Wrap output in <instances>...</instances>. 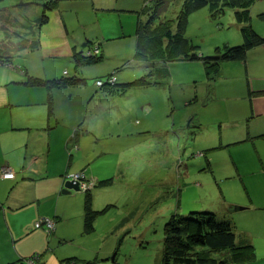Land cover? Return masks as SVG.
<instances>
[{"label":"rangeland","instance_id":"rangeland-1","mask_svg":"<svg viewBox=\"0 0 264 264\" xmlns=\"http://www.w3.org/2000/svg\"><path fill=\"white\" fill-rule=\"evenodd\" d=\"M2 1L4 4L0 7V70L8 68L16 71L25 76V84L43 86L45 92L55 85L70 87L88 84L95 87L88 97L87 106L85 103L82 106L74 104L70 111L53 109L51 96L47 94V99L45 98V113L49 119H54L56 112L61 119L58 123L63 125L64 130V125L76 122L73 132L69 133L68 129V135H72L67 137L65 149L70 151V162L73 158L72 144L73 148L77 149L74 156L80 154V157L72 162V166H82L80 170L72 173L76 175L74 178L84 185H80L79 191L62 193L61 197L56 199L48 195L54 185L44 184L41 186L40 205L31 220L28 219L31 212L28 207L34 206L35 209L38 197L34 196L29 200V204L17 208L16 215L21 214L22 220L25 219L23 222H31L32 231L27 235L34 233L35 254L43 255L44 263L59 264L66 261L68 264H161L163 250L166 251L163 226L170 214L208 208L215 213L226 215L227 206L245 207L251 203L250 193H263L264 182L259 174L264 165V151L259 152L258 142L243 141L247 132L246 116H242L243 123L239 120L241 117L232 116L233 103L240 99L235 96L228 97L227 93L229 96L235 95L234 90L222 85L227 82V78L222 77L221 72L220 78L214 76L208 80L205 67L200 61L175 60L169 75L166 65H153L145 74L148 78L143 79L144 83L148 86L155 83L162 85L161 89L125 91L122 89L124 85L119 86L112 82L113 73L104 72V63L108 62L109 57L103 52V46L96 42L84 52L86 55L92 54L94 58L91 60L95 59L94 54L103 52V59L99 65H90L91 74L85 76L86 83L81 73L71 72L70 69L64 74L65 77L59 78L63 69L67 68L64 65H72L70 63L73 60L75 67H79L81 61L75 59L74 54L81 49L72 52V59L63 55L53 58L52 52L47 56L43 55L50 49L64 48L61 44L54 47V44L44 38L49 22L57 23V18L60 17L58 11L53 13L58 8V2L52 1L47 7L46 3L50 0ZM140 2L141 0H120V5H138ZM147 2L150 4L146 7ZM40 4V12L34 14L31 19L40 20L42 35L39 34L40 27L36 29L38 22L27 30L22 29L24 32H20L23 36L17 33L21 29L17 23L22 21L20 13L30 17L35 13L34 8L40 7ZM93 10L95 9L83 4L63 12L71 40L81 33L79 42L86 34L87 28H93ZM234 10L227 7L218 16H212L207 7L196 10L188 16L185 36L191 38L194 43L197 42L199 51L207 55L214 54L217 46L222 49L223 43H229L230 46L240 44L241 39L238 40L237 36H241V33ZM87 12L88 15L84 16ZM89 12H92V15H89ZM179 12L180 0H144L139 18L143 25L150 24V35H157L166 28L176 30L175 22ZM98 16L96 12L94 17ZM82 25L84 27L81 32ZM59 29L60 25L54 31L59 34ZM120 39L121 37L116 40ZM142 39L145 37L142 36ZM85 42L86 45L89 40L85 39ZM43 46L46 47L45 50L42 49ZM111 47L118 49L112 45ZM111 47L107 48L111 50ZM39 51H42V56ZM172 57L171 54L163 56L165 61L171 60ZM19 62H27L28 67L40 73L42 78L36 79L38 82L32 81L30 78L38 77L26 72ZM132 66L134 64H129L128 67ZM136 66L132 72H128L122 68L120 62L113 69L115 79L118 77L120 80H131L133 76H143L133 73L140 70L139 66L135 70ZM159 69L165 71L160 72ZM6 75L9 76L6 78ZM45 78L57 80L49 82ZM4 79L10 81L14 76L0 72V83ZM105 91L107 96L104 95ZM125 92L132 94H124V105L119 106L111 95L116 97ZM58 96L59 92L57 98ZM96 97H107L104 107L100 102H95L99 100L94 99ZM88 128L89 132L86 131ZM85 139L90 143L86 144ZM56 149L57 146H53L52 151ZM47 163H54L53 153L47 156ZM86 165L92 174L85 173ZM100 170L110 175L109 182L99 183L97 179L106 176H97ZM104 179H107V176ZM85 193L93 194L94 209L108 205L104 212L97 213L94 230L89 233L83 230ZM228 210L232 211L230 207ZM254 212L257 213L251 223L247 222L248 226L264 236V213H261L264 211L257 209ZM237 214L248 221V213L245 210H240ZM47 217L56 224L51 234L47 231L52 229L53 222L50 226L46 222L40 226L35 225L39 218ZM243 218L236 217V220L243 225ZM259 222H263L260 228ZM2 230L7 231L5 226ZM17 239L9 235L5 242H16ZM5 249V246L0 248L2 255ZM66 258L73 259H69V263ZM34 260L38 262L37 259ZM39 262L42 261L39 259ZM15 264L28 263L25 259Z\"/></svg>","mask_w":264,"mask_h":264},{"label":"crops","instance_id":"crops-1","mask_svg":"<svg viewBox=\"0 0 264 264\" xmlns=\"http://www.w3.org/2000/svg\"><path fill=\"white\" fill-rule=\"evenodd\" d=\"M143 2L144 0H141L138 5L128 6L124 4L120 5V0H64V5H58V8L53 12L54 14H56L57 11L59 13L60 17L57 18V23L52 24L49 22L44 38H47V41L54 44V47L56 44H61L64 45L65 49L53 48L50 49L49 52L43 53V55L47 56L48 53L52 52L53 58H55L56 55H63L65 58L72 59V52L80 50L81 46L85 43V39H92V37H90L91 35L93 37L94 35H98V39H93L94 41L92 44L99 42L101 46H104L106 43H104V40H106L108 47H111L112 45L118 48L113 49L111 47V50L104 47L102 48L103 52H106L109 59H111L110 63L104 64V72L108 71L111 73L114 67L119 64L120 60L121 66L124 70H127L126 67L129 66V64H132L131 60L144 62L143 60L146 59L139 57L136 53L135 46L137 41L136 30L138 29V25L143 23L139 18V11L142 8ZM3 4L4 2L0 0V7ZM83 4L85 7H92V9H95L93 10V16H91L93 28H87L86 34H84L78 42L81 33L77 34L79 36H75L71 40L68 25L62 14L65 10L70 11ZM41 7V4L40 7L36 6L34 8L36 9L34 11L35 13H32L33 15L29 18L34 17V14L37 15L40 12ZM96 12L99 14L98 18L94 17ZM90 14L92 15V12H89V15ZM22 15L28 16L24 13ZM86 15H88V12L87 14H84V16ZM250 17V22L254 30L261 36H264V0H257L256 3L252 5L250 8ZM59 25L60 33L57 34V31L54 30L55 28L58 29ZM237 25L240 30L241 24L237 23ZM50 26L51 30H49ZM82 27H84V25L81 26V32ZM42 29L43 28L41 27L39 28L40 35H42ZM24 30L21 28L17 33L22 35L21 33L24 32ZM240 35L241 36H237V38L238 40L241 39L242 42V34ZM119 37H121V39L116 40ZM40 40H42L41 36ZM109 40H114L115 42L113 43ZM67 48H71V50ZM42 49L45 50L46 47L43 46ZM103 52L101 53L103 54ZM39 55L42 56V51H39ZM24 63L25 64L20 63V65L26 70V72L37 76L38 78H42L40 77V73L34 72L28 67L27 62ZM223 63L224 66L222 67ZM223 63L220 64L219 69L221 76L227 78V82L222 85H224L225 88L230 87L234 90L235 95L229 96V93H227L228 97L235 96L240 99L233 103L232 116L234 118L241 117L239 120H241L242 123L244 119L242 116H246L247 132L246 138H244L243 141L251 140V142H258L259 152L264 151V44H258L248 49L243 60L225 61ZM70 64L72 65H64L68 68L67 73L69 72V69L71 72L76 71L77 73H81V76L86 83L85 76H90L91 74L89 71L90 65L82 66L80 64L79 67L76 68L74 60ZM151 66H153V64H151ZM139 68L140 70L136 72L138 75H144L150 69H142L141 66ZM0 72L14 76V79H10V81L4 79V81L0 83V169L5 166L15 173L13 178H3L0 175V248L4 246L6 248L3 255L2 252H0V264L8 262L10 258L17 260L20 259V261L23 262L31 256L34 259H37V263H44L45 258L43 255L38 254V257L36 254L35 256L32 255L36 252L33 247L34 233L30 236L26 235V233L29 234L30 231H32L30 230L32 226L30 225V220L33 219L34 211L37 209L38 205H40L42 187L44 184L48 183L54 185L48 195L58 199L62 194L60 190L61 180L64 174L78 171L82 166H72V162L74 163L80 157V154L74 156V151L77 150L76 147L73 148L72 144L73 158L71 162L69 160L70 151L67 152L65 149L66 139L72 135H68V129L69 133L73 132L76 122L73 121L74 123H69L68 126L64 125L66 128V130H64L63 125H59L58 123V120L61 119H59L56 112L54 119H49L45 113V98L47 99V94L51 96L53 109L59 108L62 112L66 110L70 111V108L73 107L74 104L82 106L83 103H85V106H87L86 102L88 97L95 87L89 86L88 84L73 85L63 88L52 87L50 91L45 92L43 86H29V84H25V76L18 74L16 71L14 72L5 68V70L2 69ZM8 76L9 75H6V78ZM221 76L218 75V78ZM60 77H63V74ZM46 79L51 80L49 78H45V80ZM123 81H125V79L120 80L117 77L115 83H123ZM162 87L163 86L161 85L160 88ZM154 89L156 90V88ZM58 92L59 96L57 98ZM104 93L107 92L105 91ZM112 95L111 98L121 106L124 100V94H120L116 97ZM94 99L99 98L96 97ZM95 102H97V100H95ZM100 103L102 107L106 104V102L102 101H100ZM69 118L72 120L70 115ZM43 135H45L44 138ZM89 140H91V138ZM89 140L85 139V143L89 144ZM77 143L79 149L78 140ZM53 146H57L55 151H52ZM52 153L54 163L56 162V167L53 166L54 163H47V156L52 155ZM85 173L88 175L92 174V171H89L87 165ZM259 176L264 182V165L261 167V174H259ZM249 195L251 203L242 209L248 213V221H246L240 214H237L240 210L234 212L228 210V207H232L233 205L226 207V215L221 213L216 214L218 216L228 217L233 221L239 241L242 239L248 240L250 246L248 250H253L256 259L249 263L264 264V236H261L259 231L255 232L247 223L253 221L255 213H257L254 212L255 210L259 209L264 211V201H259L264 200V191L261 194L255 195L250 193ZM34 196L38 197L36 199V208L34 209V206L28 207L31 209L28 218L30 220L28 222H23L25 219L22 220L23 217L21 214L16 215V213H18L16 210L20 206L29 204V200ZM11 210L13 212L9 215L8 212ZM205 211L213 210L207 208ZM13 214H15V216L10 218ZM236 217L243 218L244 224H239ZM40 221L41 218H39V222ZM262 225L263 222H259L258 228ZM4 226L7 230L5 232L2 230ZM16 234L21 236L16 242H5L6 237L9 235L15 237ZM39 259L42 262H39Z\"/></svg>","mask_w":264,"mask_h":264},{"label":"trees","instance_id":"trees-1","mask_svg":"<svg viewBox=\"0 0 264 264\" xmlns=\"http://www.w3.org/2000/svg\"><path fill=\"white\" fill-rule=\"evenodd\" d=\"M52 1L54 3L58 2V5L60 6L64 5V0H50L47 1L46 6H50ZM255 1L257 0H180V12L178 13V18L175 22L176 30L166 28V30L159 32L157 35H150V24H139L138 29L136 30L138 39V43L136 44V53L139 57L145 58L146 60H143L144 62L137 61L136 63H132L134 66L131 68L127 66V71L132 72L136 65L139 67L141 66L142 69H147L151 67V64H153L158 66L166 65V71L170 74L169 70L171 69L173 61L196 59L204 65L208 80H211L214 76H217L218 78L221 63L225 61L243 60L248 49L258 44H264V36L258 34L250 22V8ZM148 3L149 2L146 3V7L149 6ZM204 7L208 8L212 16L222 14L227 7L235 9V19L237 23L241 24L240 31L242 34V42L234 46H230L229 43H223L224 46H222V49L217 46L216 49L220 51L218 52L215 50L214 54L207 55L200 52L198 43H194L192 39L185 36L184 33L188 22V16L196 10ZM41 16L42 15H40V17ZM36 22H38L36 27V29H38L40 27L39 19L33 20L26 15H22V21L17 23L20 28L27 30ZM97 36L98 35H94L93 37L91 35L90 37H92V39L89 38L88 40L90 41L87 42L86 45L85 42L84 46H81L80 52H76L74 54L75 59L81 61L80 63L82 66L101 64L100 62L103 59V54L101 52L94 54V60H91L94 58L92 57V54H85L86 50L93 47V39H98ZM142 36L145 37V41L142 39ZM155 37L157 42H155ZM104 42L107 43L105 40ZM106 43L105 47L102 45L104 48L108 47L106 46ZM166 54H171L173 56L172 59L165 61L163 56ZM105 58L107 57H104V59ZM107 61V63H110L111 59H108ZM120 62L121 60L119 63ZM137 66L135 70L138 69ZM155 70H157V67ZM159 71L163 72L165 70L159 69ZM65 73H67V68L63 69L62 74L64 77L66 76L64 75ZM111 73L115 75V72L111 71ZM133 73H136V71ZM78 77L79 76L76 77L77 80L79 79ZM146 78H148V75L145 74L139 78L133 76L131 80L130 78L125 79H129L130 81H123V83H116L115 85H124L122 88L123 90L132 89L134 91L142 90L143 88H156V90L161 89L159 84L156 83L148 86L146 82H143V79ZM30 79L32 81H36V79L39 80V78L35 77ZM54 80L57 79L55 78L48 81L53 82ZM155 82L158 81L155 80ZM54 87L63 88L65 86L55 85ZM127 93L128 92L122 94ZM131 94L132 92L127 95L131 96ZM104 95L107 96V93H104ZM106 98L107 97L99 98L97 101L105 102ZM123 105L124 104H121V106ZM86 131L89 132V128ZM102 174H106L107 179H104L106 176L99 178L97 179L99 183L109 182V180H111L109 177L110 175H107L108 173H103L102 170L98 171L97 176ZM92 203L93 194L85 193L83 204V230L85 233H89L94 230L95 216L97 213L104 212L108 207V205H106L103 208L94 209L92 207ZM231 209L232 207L230 206V210ZM12 212V210L9 211V215ZM182 213L173 212L164 223L163 242L165 243L164 248L166 251L163 250L161 264H255L249 263L255 259V253L253 250H248L250 248L248 240H238L235 225L230 218L218 216L213 211H199V209H190L187 212ZM14 216L15 214L11 215L10 218H13ZM15 237L20 238L21 236L16 234ZM35 253L32 255H35ZM19 261L20 259L17 260L10 258L6 263L15 264Z\"/></svg>","mask_w":264,"mask_h":264},{"label":"water","instance_id":"water-1","mask_svg":"<svg viewBox=\"0 0 264 264\" xmlns=\"http://www.w3.org/2000/svg\"><path fill=\"white\" fill-rule=\"evenodd\" d=\"M73 174H67L64 176L63 180H62V183H61V192L62 193H68L70 192L71 190H74V191H79L80 190V186H79V183L76 181V179H70V177L72 176ZM72 178V177H71ZM244 209V206H241V205H233L232 206V211H238V210H242Z\"/></svg>","mask_w":264,"mask_h":264},{"label":"built area","instance_id":"built-area-1","mask_svg":"<svg viewBox=\"0 0 264 264\" xmlns=\"http://www.w3.org/2000/svg\"><path fill=\"white\" fill-rule=\"evenodd\" d=\"M66 72V71H64ZM113 79V78H112ZM0 175L3 177V178H12L14 176V172L8 168V167H1L0 169ZM76 177V175L73 176V178ZM75 179V178H74ZM81 186H83L84 184L83 183H80ZM43 222H46L48 224V226H50V224H52V220H50L49 218H42L41 219V223L39 224L38 222H36L35 225L37 226H40ZM27 263L28 264H39L37 263L34 259L30 258L29 260H27Z\"/></svg>","mask_w":264,"mask_h":264},{"label":"flooded vegetation","instance_id":"flooded-vegetation-1","mask_svg":"<svg viewBox=\"0 0 264 264\" xmlns=\"http://www.w3.org/2000/svg\"><path fill=\"white\" fill-rule=\"evenodd\" d=\"M73 175L70 177V179H73V176L75 175L74 173H72ZM65 175H67V174H64V176ZM64 176H63V178H64ZM84 177V176H83ZM63 178H62V180H63ZM65 179V178H64ZM62 180H61V183H62ZM77 181V180H76ZM78 182V181H77ZM79 183V182H78ZM79 185H80V183H79ZM61 188H62V186H61ZM55 230V224H54V222H53V227H52V229L51 230H48L47 231V233L48 234H51L53 231ZM35 256V255H34ZM36 256H38L37 254H36ZM66 259H68V262L70 263V260H69V258H66ZM27 260H29V258L28 259H26V262H27ZM65 263H59V264H68L66 261H64Z\"/></svg>","mask_w":264,"mask_h":264},{"label":"clouds","instance_id":"clouds-1","mask_svg":"<svg viewBox=\"0 0 264 264\" xmlns=\"http://www.w3.org/2000/svg\"><path fill=\"white\" fill-rule=\"evenodd\" d=\"M113 79H112V82H114L115 83V81H116V79H115V75H113V77H112ZM48 218V217H47ZM42 219V218H41ZM50 219V218H49ZM37 222V221H36ZM53 222V221H52ZM30 258H32V259H34L32 256L30 257ZM29 258V259H30Z\"/></svg>","mask_w":264,"mask_h":264},{"label":"bare ground","instance_id":"bare-ground-1","mask_svg":"<svg viewBox=\"0 0 264 264\" xmlns=\"http://www.w3.org/2000/svg\"><path fill=\"white\" fill-rule=\"evenodd\" d=\"M81 179H83L81 176H79ZM80 186V185H79ZM51 220V219H50ZM39 223H41V221L39 222Z\"/></svg>","mask_w":264,"mask_h":264}]
</instances>
